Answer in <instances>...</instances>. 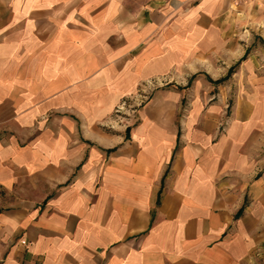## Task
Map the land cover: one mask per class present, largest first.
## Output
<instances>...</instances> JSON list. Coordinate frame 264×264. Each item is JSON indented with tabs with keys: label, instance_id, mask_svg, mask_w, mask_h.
I'll list each match as a JSON object with an SVG mask.
<instances>
[{
	"label": "crops",
	"instance_id": "0c3cea01",
	"mask_svg": "<svg viewBox=\"0 0 264 264\" xmlns=\"http://www.w3.org/2000/svg\"><path fill=\"white\" fill-rule=\"evenodd\" d=\"M239 1H9L0 264H264V53Z\"/></svg>",
	"mask_w": 264,
	"mask_h": 264
},
{
	"label": "rangeland",
	"instance_id": "374dc122",
	"mask_svg": "<svg viewBox=\"0 0 264 264\" xmlns=\"http://www.w3.org/2000/svg\"><path fill=\"white\" fill-rule=\"evenodd\" d=\"M9 1L0 0V17L4 16V7H7ZM239 5L243 12L236 15V18L238 17L236 22L241 23V28L235 30L238 41L243 47H247L246 53L251 51L264 53V0H240ZM117 109L118 107L113 112L115 113ZM121 111L123 114L126 112L124 109Z\"/></svg>",
	"mask_w": 264,
	"mask_h": 264
},
{
	"label": "built area",
	"instance_id": "2783aa9c",
	"mask_svg": "<svg viewBox=\"0 0 264 264\" xmlns=\"http://www.w3.org/2000/svg\"><path fill=\"white\" fill-rule=\"evenodd\" d=\"M123 106H124V105L119 106V108L115 111L114 114L117 115V116H123V115H126V114L121 113V112H122L121 110L124 109Z\"/></svg>",
	"mask_w": 264,
	"mask_h": 264
},
{
	"label": "trees",
	"instance_id": "16d2710c",
	"mask_svg": "<svg viewBox=\"0 0 264 264\" xmlns=\"http://www.w3.org/2000/svg\"><path fill=\"white\" fill-rule=\"evenodd\" d=\"M230 72V69L228 70L227 74Z\"/></svg>",
	"mask_w": 264,
	"mask_h": 264
}]
</instances>
